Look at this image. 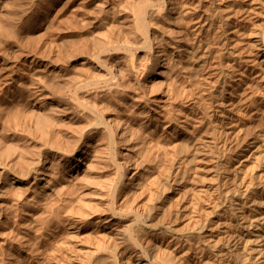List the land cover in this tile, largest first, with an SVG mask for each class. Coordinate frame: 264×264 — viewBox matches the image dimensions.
I'll return each mask as SVG.
<instances>
[{
    "label": "bare ground",
    "instance_id": "1",
    "mask_svg": "<svg viewBox=\"0 0 264 264\" xmlns=\"http://www.w3.org/2000/svg\"><path fill=\"white\" fill-rule=\"evenodd\" d=\"M104 1V33L128 38L107 36L97 54L75 60L74 73L86 78L74 90L21 87L20 98L39 107L30 129L40 135L29 131L0 152V200L16 202L31 264H205L216 222L210 210L222 199L239 213L219 264H264V0H226L214 9L216 0L205 7L204 0ZM109 5L117 16L109 18ZM218 63L231 70L224 129L208 93ZM206 146L228 153L230 182L224 198L198 197L178 231L180 202L194 194L193 170Z\"/></svg>",
    "mask_w": 264,
    "mask_h": 264
},
{
    "label": "rangeland",
    "instance_id": "2",
    "mask_svg": "<svg viewBox=\"0 0 264 264\" xmlns=\"http://www.w3.org/2000/svg\"><path fill=\"white\" fill-rule=\"evenodd\" d=\"M114 1L116 6H118L119 0ZM225 1L226 0H216L215 5L211 6L212 9L219 4L225 3ZM203 5L204 7L209 5V0H204ZM116 6L114 9L117 10ZM110 7L111 5L107 7L109 12L112 11ZM238 15L233 12L230 17L238 21ZM99 16L100 19L105 16L104 0H0V141L2 143L0 144V146L2 145L0 152L2 154L4 150H6V145L7 147L10 146L8 143H13L16 137L22 139L26 137L28 133L30 134L29 131H32L31 133L33 134L34 130L36 131L34 134L38 133L40 135L38 129L34 127L32 130L30 129L32 126H35V124L33 125V119L38 115L39 107L33 100L23 97L20 98L18 95L22 89L26 91L29 89L26 85L33 88V84L38 85L37 83H39L41 87L43 85L46 86L48 83H53L54 86L50 84L48 88L49 86L55 88V85L63 84L64 86H62L66 89L62 88V86L60 87V85L57 86V88L59 89L60 87V89L62 88L61 91L64 89L65 92L69 89L74 90V85H78L80 79H84L86 73L81 72L80 75L78 72V78V74H75L76 72L74 73L75 70H73L76 67L74 68L73 66L81 65L80 63L84 61V55L86 56V54L91 51L94 52L93 54H97L98 45H100L103 39L106 40L107 36L113 37V39L116 37V39L118 38L120 40L128 38H126L128 35H124L123 32H120L118 36L117 29L112 30L113 32H111V34L109 33V35L107 33L110 31L104 33L106 30L103 24L105 20H100ZM115 16H117V13L110 12L109 18ZM102 24V27L105 29L101 28ZM96 25L99 26L97 27ZM216 28L218 29H216L215 35L218 34V31H221L219 27ZM219 40L220 38L217 37L216 48L218 49V54L221 52L220 49L224 48L222 47L223 42H219ZM239 45L236 39L232 40L230 44V46H232L231 48H237ZM137 54L140 59L139 61L146 59L143 58L145 55L142 52H138ZM32 59L38 63L35 64V62H33L30 67L29 63ZM75 60H78L76 65H74ZM230 71V69L218 63L215 66L214 73L210 76L211 82L208 85V93H211V99L216 101L214 102V107H216L214 113L220 118V121L223 119V123H225L223 129L227 126L230 112L228 101L230 84L228 83V75L225 77V74H228ZM71 74H73V76ZM13 75L18 79L22 77V79L14 85L15 87L10 85V78ZM71 76L76 78V80L73 78L75 84L72 83L73 79ZM40 78L43 79V81H41ZM32 81L34 83H32ZM42 82L44 83L42 84ZM65 82L70 83L69 85L67 83L65 86ZM25 86L27 89L24 88ZM222 88L224 89V94L219 95V91ZM15 91L16 93H14ZM213 94L215 96H213ZM10 97H12V101ZM14 98H16L18 103L15 104L17 101ZM17 104L19 107H16ZM38 134H36V136H38ZM63 139L62 141L64 142H68L69 140L68 137H64ZM64 142L63 144L66 146L67 143ZM205 151L206 159L198 166H195L193 170V172H195V177L191 182L195 183L194 194L188 201L180 202L179 216H181L182 221L179 220L175 226L178 231L185 228L184 225L190 207L198 197L203 200L208 195L217 196L220 194L224 198L225 189L230 182L228 178L231 175L233 166L231 165V158L228 153L222 156L217 151L211 152L208 146L205 147ZM2 158H6L5 154L4 156L2 155ZM3 159L0 161L1 173ZM222 173H227L229 176L222 180L220 177ZM85 200L87 203L91 202L89 201L90 198ZM0 203L3 207L0 206V248H3L1 249L3 251L0 250V264H31L35 259H33V256H29L28 253L33 249H29V247L20 240V237L23 235L22 229H24L25 222L22 221V225L17 224L18 221L16 220H18L19 217L15 216L16 212H14L16 202L14 203L13 200L6 197L4 200H0ZM12 204H14V206ZM238 213L239 209L236 207L235 202L228 200L224 201V199L210 210L209 220H215L216 222L213 224L210 222V227L213 229V237H208L207 241L211 242L213 247L209 251L206 250L211 252V255L205 264H219L222 255L218 251L221 250L223 239L226 237L227 233L233 230ZM169 240H171V238ZM207 241L199 239L197 242L207 245ZM172 247H178V244L173 241ZM186 250L187 248L184 251ZM206 251L204 254L207 253ZM36 252L35 250L33 255H36Z\"/></svg>",
    "mask_w": 264,
    "mask_h": 264
}]
</instances>
